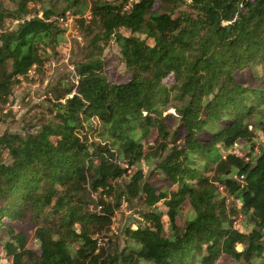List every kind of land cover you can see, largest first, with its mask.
Returning <instances> with one entry per match:
<instances>
[{"label":"trees","instance_id":"16d2710c","mask_svg":"<svg viewBox=\"0 0 264 264\" xmlns=\"http://www.w3.org/2000/svg\"><path fill=\"white\" fill-rule=\"evenodd\" d=\"M43 1L0 2V108L65 46L53 16L75 17L84 54L77 84L47 90L52 118L0 135V264H264V0H51L29 16ZM111 39L124 80L101 58ZM122 202L139 222L104 256Z\"/></svg>","mask_w":264,"mask_h":264},{"label":"rangeland","instance_id":"374dc122","mask_svg":"<svg viewBox=\"0 0 264 264\" xmlns=\"http://www.w3.org/2000/svg\"><path fill=\"white\" fill-rule=\"evenodd\" d=\"M106 1H113L116 4L122 3V0ZM0 2L6 8L14 9L11 0H0ZM51 2V0H44L41 4L30 3L31 13L29 16L41 17L43 11L50 9ZM52 19H58L60 27L65 29L66 44L65 46H59L56 52H49L48 49H45L42 53L45 59L43 68L36 73L29 72V76H32L31 79H21L20 82L14 85L8 103L0 108V135L5 130L22 134L34 129L40 120L52 118L49 111L52 104L46 99L47 90L53 84L58 83L59 79L65 77L68 78V81L77 84L74 63L83 59L84 35L79 31L75 17L68 15L66 19H61L53 16ZM16 23L17 21L7 23V27L15 28ZM102 48L101 58L106 62L108 77L113 80L126 79V70L119 61L118 48L113 39L104 44ZM166 113H172V110L168 109L164 114ZM92 122L97 125L96 120H92ZM91 198L94 199L95 195H91ZM89 208L99 210L94 205H90ZM138 210H140V207L135 202L131 204L122 202L115 210L109 228L96 236L99 246L103 249L104 256L110 254L116 248L121 249L123 247V230L127 226L135 228L139 222ZM235 223L240 224V220L237 219ZM27 229L30 232L29 246L34 247L32 241L34 231L30 227ZM236 249L240 250L241 246L236 245Z\"/></svg>","mask_w":264,"mask_h":264},{"label":"built area","instance_id":"2783aa9c","mask_svg":"<svg viewBox=\"0 0 264 264\" xmlns=\"http://www.w3.org/2000/svg\"><path fill=\"white\" fill-rule=\"evenodd\" d=\"M131 0H129V2H130ZM129 4V3H128ZM76 83H77V81H76ZM96 122H97V120H96ZM234 147H236V144H234Z\"/></svg>","mask_w":264,"mask_h":264}]
</instances>
